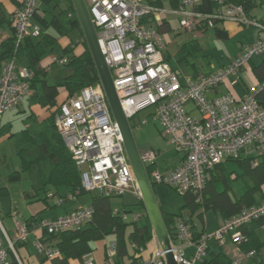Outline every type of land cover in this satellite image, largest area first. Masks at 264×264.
I'll return each mask as SVG.
<instances>
[{"label":"built area","instance_id":"obj_1","mask_svg":"<svg viewBox=\"0 0 264 264\" xmlns=\"http://www.w3.org/2000/svg\"><path fill=\"white\" fill-rule=\"evenodd\" d=\"M170 1L172 4L166 8L159 5L164 0H85L124 115L131 124L138 111L151 107L162 136L181 155L179 164L169 171L152 169L150 181L165 183L184 193L187 190L200 191L205 185L207 172L227 158L264 154V105L255 97L260 86L251 88L240 98L229 92L216 93L217 87L226 81L230 86H238L242 67L253 57L264 54V23L250 18L241 4L228 0H210L216 5L211 12L197 8L201 0ZM37 7L38 0H21L20 6L13 11L11 25L16 43L26 36L41 33L40 26L33 22ZM167 14H174L185 32L212 28L216 20L227 19L256 26L263 36L245 45L227 65L208 73L186 75L167 60L165 32L156 28L158 23L167 20ZM3 39L0 35V43ZM51 61L64 65L67 58L52 55ZM33 78L34 72L18 66L13 57L2 63L0 121L3 112L19 106L23 98L32 93ZM54 125L80 173L84 191L108 198L129 192L141 200L121 131L100 80L63 101L54 117ZM156 157L157 152L152 149L140 151L145 165L155 161ZM252 164L256 165V161ZM74 196L68 194L69 198ZM47 197L53 198L56 204L62 201L61 197H53L51 193H47ZM200 198L198 196L197 200ZM118 211V208L114 209V212ZM120 211L125 221L148 219L143 207L132 213ZM92 213L90 206H78L74 211L53 219L40 218L31 228L15 215L12 235L0 227V264H10V252L21 264L15 243L26 241L32 228L54 235L88 222ZM262 217L264 198L225 218L211 234L201 233L198 237L194 236L191 223L179 217L175 220L172 235L169 234L174 260L178 264H199L207 256L211 239L224 246L229 236L235 250L229 264H255L252 262L253 249L240 250V244L245 240L241 229L248 222ZM151 234L147 245H150V251L146 257L142 254L147 246L130 242L131 247L136 248V260L128 264H166L164 251L153 231ZM35 244L46 258L60 255L55 246L40 241ZM116 253V242H108L103 264H118ZM82 262L94 264L90 252L82 256Z\"/></svg>","mask_w":264,"mask_h":264},{"label":"trees","instance_id":"obj_2","mask_svg":"<svg viewBox=\"0 0 264 264\" xmlns=\"http://www.w3.org/2000/svg\"><path fill=\"white\" fill-rule=\"evenodd\" d=\"M43 1L47 3L48 0ZM228 1L241 4L248 16V8L254 2V0ZM61 21L60 18H52L47 22L46 27L53 26L59 33L64 34L67 27L64 24L62 25ZM73 22L79 24L76 16H74ZM69 24L72 23L69 22ZM164 25L165 23H158L156 28L163 32L167 28ZM55 43V36L50 32L43 35L39 34L38 36H26L22 41L16 43L12 31L0 43V72L2 63L13 57L18 66H24L34 72V78L31 80V87L33 89L34 83L38 80L41 72L39 62L42 57L52 52ZM82 45L83 50L79 54L72 53V50L68 47L63 50L64 56L67 58V62L64 64L68 68L66 76L52 84L44 80L42 82L47 103L51 107L54 106L53 113L46 119L44 129L36 132L22 129L21 137L15 142L16 154L20 161V172H26L34 166L38 169L43 184L54 188L60 186L68 187L69 193L75 196L86 191L81 188L80 173L54 125V117L56 115L54 112L57 107L59 109L60 104L63 102L59 103L57 107L55 106L56 96L60 90L66 92V99H68L76 95L83 87L99 81L93 59L84 38ZM187 54L188 51H186L185 45H183L179 49L177 58L180 65L186 63L185 58ZM252 73L260 86L259 90L255 93L256 100L261 105H264V60L252 66ZM1 129L0 121V132ZM226 160L234 161L243 171L241 176L248 178V180L246 179L247 188L245 192L240 197L232 200L226 190L221 192L216 191L215 184L221 180V176L214 174L213 171L224 161L218 163L207 172L205 185L200 191L187 190L181 193L184 199L181 208L189 211L190 215L188 218L183 217L181 212L167 213L160 207L164 223L170 235H172L175 220L179 217L191 223L194 236L198 237L201 232H197L193 225L191 216L194 214L200 216L203 210L213 208L219 209L225 216L229 217L242 208L255 204L254 195L256 193L261 192L264 197V154L254 157L239 156L237 158H227ZM253 161H256V165L252 164ZM152 169V165H146L148 175ZM12 175H15V173L10 174V176ZM154 183L152 182V186H154ZM198 196H201L200 200H197ZM59 197L62 198V196ZM139 203L142 204V201L139 200ZM90 207L93 213L88 222L63 230L57 234L49 235L55 242L53 246L60 250V255L50 258V260L54 264H70V259L80 261L85 253L93 250L92 243L94 241L103 239L107 235H113L117 246L116 262L122 264V260L128 257L130 258V262L135 261L136 248L131 247L130 242L134 241L138 246L146 247L152 236L149 223L139 224L138 222L125 221L120 215V210H127L126 206H118L119 211L114 212L116 205L113 203V200L99 194L92 195ZM23 221L31 228L37 220L31 217ZM243 234L245 240L240 244V250L248 251L253 249L254 253H257L262 244L257 242L255 237L249 236L244 232ZM18 243L20 242L15 243V249ZM9 259L10 264H19L11 252L9 253ZM230 260L231 258L224 252L223 248L219 247L217 251L209 250L208 256L199 264H229ZM252 262L254 261L252 260Z\"/></svg>","mask_w":264,"mask_h":264},{"label":"crops","instance_id":"obj_3","mask_svg":"<svg viewBox=\"0 0 264 264\" xmlns=\"http://www.w3.org/2000/svg\"><path fill=\"white\" fill-rule=\"evenodd\" d=\"M20 4H21V0H0V35H2L3 38L8 37L13 31L11 25V16L13 11L17 7H19ZM160 4L163 7L167 8L172 4V2L170 0H164V2ZM215 7L216 5H214L210 0H201L197 8L201 11L211 12L214 11ZM258 9L261 10L260 16L256 14L258 12ZM222 11H225L224 6H222ZM248 13L250 18L256 20L259 23H264V0H254L253 4H251V6H249L248 8ZM74 16L77 17L71 0H48L47 3L44 2L43 0H38V9L36 15L33 17V22L40 26L41 28L40 35L50 32L55 36L56 43L53 47L52 52L47 56L42 57L39 62L41 72L38 76V80H36L34 83V88L32 93L24 97L22 103L19 106L3 112L1 116L2 129L0 132V136L2 137H0V145L6 139H9L11 137L17 136L16 140H18L21 137L22 129H27L29 131H35V132L44 129L46 124V119L49 115L53 113L54 106L51 107L47 103V99L45 97V93L42 88V82L43 80L49 84L58 82L68 73V68L66 66H65L66 67L65 72H62L61 68H57L53 70V66L56 64L51 61V56L52 55L64 56L63 50L66 47L71 49L72 53L74 54H79L83 50L82 42L84 36L80 24H75L73 22ZM52 18H60L62 20L61 21L62 25L64 24L67 27L65 29L64 34L59 33V31L53 26L46 27L47 22ZM69 22H71L72 24H69ZM164 23L167 27L166 28L167 30L169 27L168 18L163 22V24ZM241 26L253 27L254 38L249 41L242 40V38L239 39L236 49L233 51V53L230 56L227 55L226 58L223 59V62L221 61L218 65L215 64L209 67H205L203 65H192V67L188 72L184 71L181 67L179 68H181L182 72L186 75H196L198 73H208L211 72L213 69L227 65L232 59L236 58L238 54L241 53L245 45L263 36L262 31L258 27L253 25H241L231 20L222 19V20H216L215 25L212 28H205L202 30H196L194 32L195 34L197 33L201 35L204 33L207 34L208 32L212 31L213 35L216 38L222 40H229L239 37L241 34L245 33L244 32L245 30ZM166 30H163V32H165ZM72 33L74 34L72 35ZM166 58L169 61V57L167 55ZM263 60H264V54L255 56L250 61H252L253 65H256ZM59 66H64V65H59ZM49 79H51L52 81L49 82ZM254 83H255L254 87L258 86L256 78L254 79L253 84ZM251 88L253 87L247 86V84L241 78V83L238 86H230L229 83L226 81L217 87L216 93L222 94L225 92H229L234 97L240 98ZM213 94H210V96H214ZM64 100H66V92L60 90L56 96L55 106L57 107V105ZM58 111L59 109L57 107L54 113L57 114ZM25 120H26L25 124H23L22 127H19L18 131L13 130V127L16 126L17 123L19 125L20 121H25ZM14 151L18 159L17 165L15 164L13 165L12 168L13 170L10 173H3V172H2L3 174L0 173V227L7 234L9 235L13 234L14 231L13 218L15 215H18V212L20 213L21 216L19 217L22 220H28L31 217H34V220L35 219L38 220L40 218L53 219L58 217L59 215H63L65 213L74 211L78 206L84 205V207H86L91 205V197L92 195L95 194L93 192H89L90 198L87 200V202L86 199H81V195L85 194L86 192L69 198L68 194H72V193H69L68 187L60 186L58 188H54L52 186L43 184L40 173L36 167L32 166L28 171L20 172V161H19V157L16 154L15 143H14ZM173 152L174 154L172 157L164 155L165 158L159 159L161 160V162L159 163L157 162L159 157L158 158L156 157L155 161L151 162L150 165L153 166V169L160 172H166L175 168L181 160V155L176 153L174 150ZM32 170H35L36 173L31 172ZM13 172L15 173V175L10 176V174ZM213 172L214 174L221 176V180L215 184L216 191L221 192L223 190H226L227 194L232 200L240 197L245 192L247 188L246 181L248 180V178H246V176H241L243 171L241 170V168L238 167V165L234 161L224 160V162ZM29 173L31 174L32 182H29V179H27V176L30 175ZM40 190L44 191L43 196L40 195ZM48 192L51 193L53 197L62 196L61 203L56 204L53 198L46 197V194ZM254 197H255V204L260 202L264 198L261 192L256 193ZM114 198L111 199L113 200ZM80 199L82 201H80ZM121 199L122 200L119 204H115V202H113L116 205V208L118 206L123 205L126 206L127 208V210L125 211H131L130 206H127L129 204H125L123 202V196L121 197ZM35 200H37L38 202L33 203V201ZM14 202H17L21 205L23 204L24 210L22 209V211L23 213L26 212L27 215H23L20 211L21 210L20 206L19 205L15 206ZM139 204L141 205V208L142 207L144 208V206L141 203ZM185 210L187 211L186 215L183 214L182 215L183 217L188 218L190 213L187 209ZM208 210L213 211L218 218V223L215 226V229L225 218H227V216H225L219 209H213V208H208L206 210H203L200 216L194 214L191 217H192L193 225L197 232L210 233L209 226L206 223L207 221L205 216L206 211ZM165 212L171 213L168 211ZM195 217H198L197 219L201 221L199 222V224H197L194 221ZM142 221L141 223L143 224L149 223V220L148 222H142ZM1 228H0V238H1ZM242 230L245 234L255 237L257 239V242L262 244L258 252L254 254L252 260L254 261L255 264H264V217L258 220H253L248 222L246 225L242 227ZM214 231L212 230V232ZM113 240H114L113 235L110 238H105V240H103V243L100 244V250L98 252H93V250L90 252L94 264H103L105 246L108 242ZM226 240H227V244L224 246H220L215 240L211 239L208 242V251L209 250L217 251L219 247H222L224 252L232 259V257H234L235 255L234 246L231 243L229 236L226 237ZM36 241H40L44 244H48L51 246H53L55 243L54 240H52V238L42 229H39L37 227L32 228L28 234L27 240L17 244L16 252L20 259L21 264H54L52 260L47 259L37 250L35 244ZM95 246L96 249L99 247L97 245ZM188 252L190 253L191 249H189ZM148 254L149 251H145L142 254V257H146ZM129 262H130L129 257L124 258L122 260V264H128ZM82 263H83L82 259L80 261L76 259H70V264H82Z\"/></svg>","mask_w":264,"mask_h":264},{"label":"rangeland","instance_id":"obj_4","mask_svg":"<svg viewBox=\"0 0 264 264\" xmlns=\"http://www.w3.org/2000/svg\"><path fill=\"white\" fill-rule=\"evenodd\" d=\"M258 16L261 14V10L258 9L256 13ZM167 18L169 20V27L165 31L164 35L166 36L167 40V48L165 50V55L169 57V63L173 68L181 67L184 71H189L192 65H203L205 67H209L211 65H218L226 56H230L233 51L236 49L238 40L242 38V40H252L254 38V29L251 26H241L245 31L244 34H241L239 37L229 40H222L218 39L213 35V32H208L207 34H195L193 32H185L183 29L180 28L178 24V19L174 14H167ZM246 27V28H245ZM74 33H72L73 35ZM185 45L186 51L188 54L186 55V63L180 65L177 61L179 49ZM231 52V53H230ZM53 66V70L57 68H61L62 72L66 71L65 66H59L57 63ZM58 65V66H57ZM252 61H248L243 67V71H241V78L249 87H254V76L252 73ZM52 80L49 79V82ZM40 94V92H39ZM153 109L151 107L142 109L136 113V117H138V124L134 125L132 123L133 117L131 119L132 124V133L134 135V139L136 144L140 150L151 149L157 152L158 163L161 162V158H165V156H173V148L167 142V140L162 136L160 127L158 125L157 120L153 118L152 115ZM197 114V113H196ZM145 121V122H143ZM25 121H20L19 125L17 123L16 126L13 127V130H19V127H22L25 124ZM16 131V132H17ZM2 137V136H0ZM17 136L11 137L6 139L0 145V173H10L13 169V165H17L18 159L15 155L14 151V143ZM160 153V154H159ZM159 155V156H158ZM165 155V156H164ZM8 170V171H7ZM31 172L36 173L35 170ZM2 173V174H3ZM1 174V175H2ZM30 174V173H29ZM36 175V174H35ZM29 182H32L31 174L27 176ZM154 194L156 200L160 207L168 212L171 213H179L182 212L183 215H186V210L182 209L181 206L183 205L184 199L180 192L176 189L170 187L165 183H154L153 186ZM40 195H44V191L40 190ZM122 197V196H121ZM121 197H117L113 199L115 204H119L121 202ZM90 198V193L86 192L85 194L81 195V199L87 200ZM80 199V201H82ZM38 202L37 200L33 201V203ZM123 202L125 204H129L131 213L136 212L141 209V205L138 203V199L135 195L125 192L123 195ZM15 206H20V211L23 215H27V213H23L22 209L23 204H19L14 202ZM84 206V205H83ZM18 216H21L18 212ZM206 223L209 226V232L207 234H211L212 230H215V226L218 223V218L216 214L208 210L206 211ZM198 217L194 218V221L199 224L201 222ZM142 222H148V219H143ZM140 224L141 221H138ZM112 235H107L105 238H110ZM105 238L96 240L92 243L93 245V252H98L100 250V244L103 243ZM99 246L97 249L96 246ZM150 246V245H149ZM147 246L146 251H150V247Z\"/></svg>","mask_w":264,"mask_h":264},{"label":"water","instance_id":"obj_5","mask_svg":"<svg viewBox=\"0 0 264 264\" xmlns=\"http://www.w3.org/2000/svg\"><path fill=\"white\" fill-rule=\"evenodd\" d=\"M71 1L74 6L86 44L93 59L99 80L106 94L111 112L121 131L125 151L140 190V198L147 212L149 224L160 248L164 251L165 263L178 264L174 260L173 254L171 252L169 233L162 217L160 205L156 200L152 182L150 181L149 175L146 171V165L140 158V149L138 148L134 139L132 126L122 111L110 70L102 55L96 30L92 23L87 4L85 0ZM138 122V117L134 116L132 123L136 125Z\"/></svg>","mask_w":264,"mask_h":264}]
</instances>
